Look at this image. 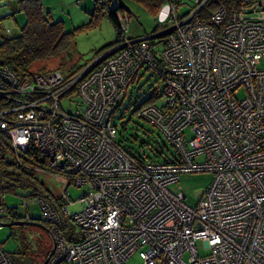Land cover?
<instances>
[{
    "label": "built area",
    "instance_id": "obj_1",
    "mask_svg": "<svg viewBox=\"0 0 264 264\" xmlns=\"http://www.w3.org/2000/svg\"><path fill=\"white\" fill-rule=\"evenodd\" d=\"M117 18L118 48L68 80L58 71L15 78L0 63V131L18 164L31 147L61 183L58 211L35 201L53 241L46 264H126L133 254L140 264H264V0H193L182 12L166 0L154 19L173 29L156 54ZM141 65L164 88L162 106L139 115L171 144V160L139 163L112 142L110 114ZM72 86L74 109L62 111ZM193 172L212 179L189 206L169 186ZM69 184L87 187L70 217L77 237L64 236L58 217ZM0 264H15L1 245Z\"/></svg>",
    "mask_w": 264,
    "mask_h": 264
},
{
    "label": "rangeland",
    "instance_id": "obj_2",
    "mask_svg": "<svg viewBox=\"0 0 264 264\" xmlns=\"http://www.w3.org/2000/svg\"><path fill=\"white\" fill-rule=\"evenodd\" d=\"M177 1L179 3V12H182L187 8V4H190L193 0ZM15 2L16 0H0V40L2 37L16 34L24 21V13L16 11ZM40 2L43 10L50 12L53 20L60 21L62 29L69 33L70 45L66 51L60 54V57L64 58V67L82 65L91 58L93 50L102 47L107 41H112L115 37L111 23L104 16H99L95 19V15L92 14L95 4L94 0H79L78 3H75V0H40ZM118 6L124 9L121 11L122 13L128 15L126 24L128 37L132 39L143 38L162 31L161 27L155 28L156 22L153 14L141 5L129 0H108L107 9L109 11ZM94 20L96 23L93 22ZM6 29H9L10 34L6 32ZM164 37V35H160L157 38L148 40L154 51H160ZM57 60L58 58L38 63L32 69L35 70L39 66H43L46 70L53 71L52 69L57 68ZM60 71L63 70L61 69ZM140 72L141 70L137 73L133 83L129 85L118 110L113 113V124L118 128L119 123L127 120L128 129L135 126L138 127L139 137L144 141H148L149 147L152 148L156 144L161 146L163 142L168 151L163 146L161 148L165 156H167L171 150L163 137L158 135L143 119L137 118L131 113L142 100L154 92L156 86L154 76H150L149 71L142 75H140ZM158 88L159 85L157 86ZM155 105L158 106L159 101L155 102ZM62 106L64 108L69 107L67 101H63ZM70 108L73 110L74 105H70ZM190 135L191 133L188 130L183 132L184 139H188ZM113 140L119 142L118 136H114ZM121 145L126 149L129 146H133L132 143L128 142H122ZM141 151L147 153L148 147L143 145ZM169 159L171 158L169 157ZM211 179L212 174L210 172L182 173L179 175L177 182L169 187L172 190H180L186 204L193 206ZM43 181L45 186L56 196L61 183L50 176H44ZM86 189V186L76 187L73 184L66 186L65 190L69 199V203L66 206L67 214H75L79 211V205L76 201ZM19 192V190H16L14 194H4L2 199H4L6 206H18V212H22L23 208L20 204L24 205L25 201L18 196ZM26 209L31 217L41 215L38 202H28ZM19 221L22 222V220ZM6 222H9L8 219L0 218V223ZM31 222L0 226L1 248L15 264H40L52 247L50 235L41 228L31 224ZM68 232H71L74 237L79 236L81 233L74 222H71L69 226L65 221L63 227L64 236H67ZM194 244L200 256L207 254V250L203 248L200 240L197 239ZM126 264H140L137 254H133Z\"/></svg>",
    "mask_w": 264,
    "mask_h": 264
},
{
    "label": "trees",
    "instance_id": "obj_3",
    "mask_svg": "<svg viewBox=\"0 0 264 264\" xmlns=\"http://www.w3.org/2000/svg\"><path fill=\"white\" fill-rule=\"evenodd\" d=\"M133 3L141 5L146 10L155 14V11L159 5H161L166 0H129ZM95 4L93 7L92 14L95 15V19L99 16H104L110 23L114 30V39L109 43L103 45L102 47L93 50L91 53V58L86 60L82 65H73L64 67L63 57H60V54L68 48L70 45L69 33L62 29L60 21H54L52 15L43 10L40 0H16V11L24 13V21L19 27L18 31L14 35H9L2 37L0 40V63L4 64L5 67L11 71L15 78L22 76H31L32 74L44 73L46 70L43 66H39L37 69L33 70L32 67L38 63L49 61L52 59H57L56 66L57 68L52 69L53 71H58L63 80H68V78L76 75L81 70H83L90 62L97 58L101 53L105 52L113 45H115L119 38L121 37L119 20L117 16H126L127 14L122 13L124 10L121 6L114 8L109 11L107 9L108 0H94ZM78 3V2H77ZM155 20V19H154ZM96 23V21H93ZM161 27L162 31L165 30V25L159 26L156 23L155 28ZM161 31V32H162ZM9 33V29L8 32ZM10 34V33H9ZM166 35V34H165ZM164 35V36H165ZM157 38V37H155ZM165 38V37H164ZM132 39V38H130ZM137 39V38H135ZM154 39V38H153ZM147 41L145 44L151 46L148 42L149 39H144ZM112 43V44H111ZM164 43V39L162 44ZM154 54L158 51L151 50ZM98 63V62H97ZM96 63V64H97ZM63 71H60V70ZM140 72V75L146 71L150 72V76H154V81L156 83L154 92L151 93L148 97L142 100L139 105L131 112L137 118L143 119L148 123L154 130L156 129L152 124L142 118L139 115L141 108L146 107H155L159 108L162 106V93L164 88V83L160 77L150 68L145 65H141L135 72V75L132 78V81L129 82L124 90L125 93L119 98L118 102L114 104V108L110 114V120L114 127V136H118L119 142H115L112 138V142L118 147L122 152L128 155L130 158L134 159L137 162H143L145 160L149 161H167L171 160L174 157V151L172 150L171 144L167 143L170 147V152L167 156L163 153L161 146L165 147V144L162 142V145L159 146L156 144L154 147H149L148 141L142 140L138 133V127H131L128 129L127 120L119 123L118 128L113 124V113L118 110L123 98L126 95L127 89L131 83L136 78L137 73ZM51 71V70H49ZM139 75V76H140ZM138 76V77H139ZM137 77V78H138ZM158 82V83H157ZM160 82V83H159ZM159 88L157 89V86ZM75 87L72 86L69 90L63 92V95L60 96L59 104L61 105V110L66 112H72L70 104H68L67 95L69 93H74ZM23 99H28L27 96H22ZM67 101L69 107L64 108L62 102ZM159 101V105H155V102ZM158 135L160 133L155 130ZM116 134V135H115ZM161 136V135H160ZM164 139V138H163ZM122 142L132 143L133 146L126 148L122 147ZM146 145L148 147V152L143 153L142 146ZM139 151V152H137ZM168 151V150H167ZM169 157L171 159H169ZM154 158L160 159L156 160ZM19 159L22 161L23 165L18 164L13 156V152L10 148L9 142L4 137L2 131H0V195L3 194H14L16 190H19L18 196L25 201L22 206L23 211L18 212V206H6L7 214H0V218H6L9 222L19 221L24 219L25 214L28 212L26 207L28 202H35L36 199L46 201L55 211H58L57 208V198L52 194V192L45 186L43 181L44 176H49L46 171L45 160L40 154L31 147L27 148L25 152L19 154ZM5 204V203H4ZM29 217L25 222H35L42 224L46 230H49V225L44 222H40L39 218L41 216ZM72 214L67 213H58V217L61 219L60 230L63 233L64 222L66 221L69 226L71 225ZM22 222H24L22 220ZM71 232H68L70 234ZM51 250V249H50ZM50 252V251H49ZM48 252V254H49ZM48 254L44 259L47 258ZM49 257V256H48ZM48 259V258H47ZM43 261H41L42 263ZM47 262V260H46ZM40 263V264H41Z\"/></svg>",
    "mask_w": 264,
    "mask_h": 264
},
{
    "label": "water",
    "instance_id": "obj_4",
    "mask_svg": "<svg viewBox=\"0 0 264 264\" xmlns=\"http://www.w3.org/2000/svg\"><path fill=\"white\" fill-rule=\"evenodd\" d=\"M172 29H173V28H170V29L164 30V31H162V32H160V33L152 34L151 36L143 37V38H139V39L144 40V39H151V38L159 37L160 35L168 34ZM111 44H112V43H111ZM117 48H118V47L111 48V49H109L108 51H106V52H105L102 56H100L95 62H93V63L90 65V67L93 66V65H94L96 62H98L100 59H102V58H104L105 56H107V55L113 53ZM21 223H22V222H20V221H13V222L0 223V226H1V225H2V226L19 225V224H21ZM23 223L25 224V223H28V222H23ZM31 224H33V225H35L36 227H39V228H41L42 230H44V231L47 232L46 228H45L42 224H40V223H35V222H31ZM47 233H48V232H47ZM50 238H51V237H50ZM51 241H52V238H51ZM52 243H53V241H52ZM51 252H52V247H51V250H50L48 256L51 254ZM48 256H47V258H48ZM47 258L44 259L43 262H42L41 264H46V260H47Z\"/></svg>",
    "mask_w": 264,
    "mask_h": 264
},
{
    "label": "crops",
    "instance_id": "obj_5",
    "mask_svg": "<svg viewBox=\"0 0 264 264\" xmlns=\"http://www.w3.org/2000/svg\"><path fill=\"white\" fill-rule=\"evenodd\" d=\"M84 1H85V0H84ZM14 5H15V4H14ZM14 7H15V6H14ZM47 12H48V11H47ZM49 13H50V12H49ZM50 14H51V13H50ZM51 15H52V14H51ZM52 17H53V16H52ZM109 42H110V41H107V43H109ZM107 43H106V44H107Z\"/></svg>",
    "mask_w": 264,
    "mask_h": 264
}]
</instances>
